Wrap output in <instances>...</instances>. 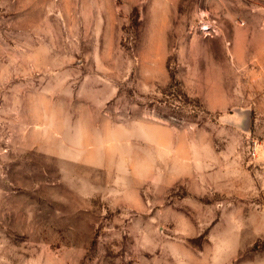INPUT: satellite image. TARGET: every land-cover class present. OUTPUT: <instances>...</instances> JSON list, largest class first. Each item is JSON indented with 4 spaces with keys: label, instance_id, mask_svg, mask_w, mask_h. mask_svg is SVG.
Returning <instances> with one entry per match:
<instances>
[{
    "label": "rangeland",
    "instance_id": "1",
    "mask_svg": "<svg viewBox=\"0 0 264 264\" xmlns=\"http://www.w3.org/2000/svg\"><path fill=\"white\" fill-rule=\"evenodd\" d=\"M263 151L264 0H0V264H264Z\"/></svg>",
    "mask_w": 264,
    "mask_h": 264
},
{
    "label": "crops",
    "instance_id": "2",
    "mask_svg": "<svg viewBox=\"0 0 264 264\" xmlns=\"http://www.w3.org/2000/svg\"><path fill=\"white\" fill-rule=\"evenodd\" d=\"M259 159L262 161L261 163L264 165V151L261 153Z\"/></svg>",
    "mask_w": 264,
    "mask_h": 264
},
{
    "label": "built area",
    "instance_id": "3",
    "mask_svg": "<svg viewBox=\"0 0 264 264\" xmlns=\"http://www.w3.org/2000/svg\"><path fill=\"white\" fill-rule=\"evenodd\" d=\"M255 154V152H253Z\"/></svg>",
    "mask_w": 264,
    "mask_h": 264
}]
</instances>
